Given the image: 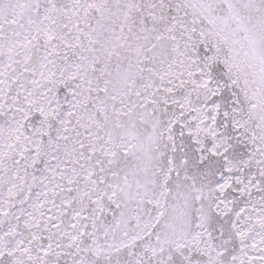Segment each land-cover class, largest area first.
I'll return each instance as SVG.
<instances>
[{
  "label": "snow or ice",
  "instance_id": "snow-or-ice-1",
  "mask_svg": "<svg viewBox=\"0 0 264 264\" xmlns=\"http://www.w3.org/2000/svg\"><path fill=\"white\" fill-rule=\"evenodd\" d=\"M0 264H264V0H0Z\"/></svg>",
  "mask_w": 264,
  "mask_h": 264
}]
</instances>
